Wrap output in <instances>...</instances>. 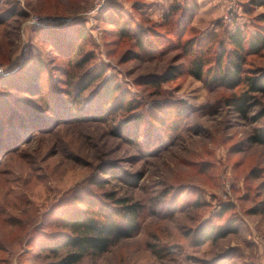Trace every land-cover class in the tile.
Wrapping results in <instances>:
<instances>
[{
    "label": "rangeland",
    "instance_id": "1",
    "mask_svg": "<svg viewBox=\"0 0 264 264\" xmlns=\"http://www.w3.org/2000/svg\"><path fill=\"white\" fill-rule=\"evenodd\" d=\"M125 21L152 36V55L120 35ZM237 28H264V0H0V264L57 263L43 247L85 191L143 211L133 238L79 264H264V149L249 143L264 127V95L243 116L230 104L244 86L188 71L192 41L214 34L219 54ZM247 63L264 70V51ZM103 70L139 112L184 103L187 116L165 112L160 129L148 113L150 128L129 129L132 144L116 131L123 117L96 115L103 83L88 86ZM209 227L234 233L203 242Z\"/></svg>",
    "mask_w": 264,
    "mask_h": 264
},
{
    "label": "trees",
    "instance_id": "2",
    "mask_svg": "<svg viewBox=\"0 0 264 264\" xmlns=\"http://www.w3.org/2000/svg\"><path fill=\"white\" fill-rule=\"evenodd\" d=\"M174 11H179V8H173L172 12ZM120 35L136 42V47L140 51L138 55L149 57L157 49L152 36L141 28L133 29L131 21L124 22L120 28ZM227 35L229 48L221 44L219 54H214L217 49V36L214 34L204 42L192 41L186 48L190 49L188 53L192 56L188 71L199 81L206 80L211 84L230 89L244 86L245 93L235 98L230 105L238 113L248 116L252 114L255 107L251 103L252 95H264V70L245 69L249 56L264 51V28L253 33L237 28ZM178 74H180L178 69H172L161 78L152 79L151 83L160 88L161 85L171 82ZM98 81L103 84L99 87V93L96 96V115L101 117L102 121L105 120L102 117L109 118L111 114H115L112 120H117V116L123 117L116 131L121 132L118 136L132 144L134 142L129 140V129L136 132L140 126L147 125L150 128V124H146L148 113L152 116L150 120L156 122L160 129L166 126L165 112L171 114L172 117L177 115L179 121L188 114L184 103L174 109L156 104L149 110L139 112L142 109L141 104L131 98L130 93L122 88L115 76H106L103 70L99 78L88 86V89ZM127 116L129 117L126 119ZM172 130L173 134L178 133L179 125ZM249 143L264 149V127L253 133L249 138ZM256 177L257 179L262 178L261 174H257ZM74 200L82 206V209L75 208L74 210L69 207L64 209L57 217V225L61 228V232L49 236L46 246L43 247L46 252L51 253L58 260L55 264H79L86 257L101 256L107 253L114 244L131 239L140 231V217L143 209L140 204L134 203L129 198H121L117 194L109 193L104 200H101L99 196L85 191L83 194L79 193L74 196ZM201 233L203 242H206L226 237L234 232L227 227L224 229L209 227L201 230Z\"/></svg>",
    "mask_w": 264,
    "mask_h": 264
}]
</instances>
